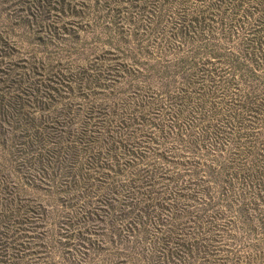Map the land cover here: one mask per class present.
I'll return each mask as SVG.
<instances>
[{
	"label": "rangeland",
	"instance_id": "obj_1",
	"mask_svg": "<svg viewBox=\"0 0 264 264\" xmlns=\"http://www.w3.org/2000/svg\"><path fill=\"white\" fill-rule=\"evenodd\" d=\"M0 264H264V0H0Z\"/></svg>",
	"mask_w": 264,
	"mask_h": 264
}]
</instances>
